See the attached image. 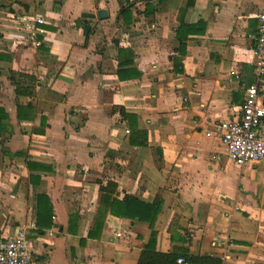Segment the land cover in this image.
Masks as SVG:
<instances>
[{
	"label": "crops",
	"instance_id": "1",
	"mask_svg": "<svg viewBox=\"0 0 264 264\" xmlns=\"http://www.w3.org/2000/svg\"><path fill=\"white\" fill-rule=\"evenodd\" d=\"M263 11L0 0V237L25 227L39 264H138L147 248L264 264V160L237 166L214 134L257 81ZM132 199L162 201L154 227L113 210Z\"/></svg>",
	"mask_w": 264,
	"mask_h": 264
},
{
	"label": "built area",
	"instance_id": "2",
	"mask_svg": "<svg viewBox=\"0 0 264 264\" xmlns=\"http://www.w3.org/2000/svg\"><path fill=\"white\" fill-rule=\"evenodd\" d=\"M258 17L259 34L253 47L257 81L247 89L240 113L218 122L214 133L226 148L228 158L239 167L264 160V12ZM32 21L29 35L39 43L36 22H43V18L36 16ZM121 234L117 232L118 236ZM0 264H39L25 227L11 236L0 237ZM177 264L194 263L179 255Z\"/></svg>",
	"mask_w": 264,
	"mask_h": 264
},
{
	"label": "trees",
	"instance_id": "3",
	"mask_svg": "<svg viewBox=\"0 0 264 264\" xmlns=\"http://www.w3.org/2000/svg\"><path fill=\"white\" fill-rule=\"evenodd\" d=\"M5 115L7 116V114ZM134 128L137 129V127ZM2 129H5V124L2 123L1 119L0 131ZM117 203L120 204L119 207H121L122 210L117 209L116 205L113 210L120 214V216L148 221L152 227H154L155 221L162 206V201L156 203H147L136 199H132L126 203H120L119 201ZM154 235L155 234L153 232V238ZM179 255L180 254L177 253L159 252L155 248H147L142 251L138 264H177V258ZM185 256L194 264H221V259L215 256Z\"/></svg>",
	"mask_w": 264,
	"mask_h": 264
},
{
	"label": "rangeland",
	"instance_id": "4",
	"mask_svg": "<svg viewBox=\"0 0 264 264\" xmlns=\"http://www.w3.org/2000/svg\"><path fill=\"white\" fill-rule=\"evenodd\" d=\"M264 12V11H263Z\"/></svg>",
	"mask_w": 264,
	"mask_h": 264
}]
</instances>
